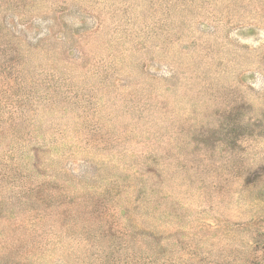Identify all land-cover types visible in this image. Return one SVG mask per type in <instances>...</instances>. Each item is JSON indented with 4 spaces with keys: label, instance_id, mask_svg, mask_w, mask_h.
Returning <instances> with one entry per match:
<instances>
[{
    "label": "rangeland",
    "instance_id": "rangeland-1",
    "mask_svg": "<svg viewBox=\"0 0 264 264\" xmlns=\"http://www.w3.org/2000/svg\"><path fill=\"white\" fill-rule=\"evenodd\" d=\"M0 264H264V0H0Z\"/></svg>",
    "mask_w": 264,
    "mask_h": 264
}]
</instances>
